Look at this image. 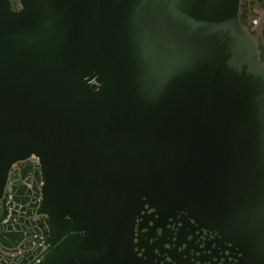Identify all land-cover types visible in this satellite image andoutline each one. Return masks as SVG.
Returning <instances> with one entry per match:
<instances>
[{
  "label": "water",
  "instance_id": "obj_1",
  "mask_svg": "<svg viewBox=\"0 0 264 264\" xmlns=\"http://www.w3.org/2000/svg\"><path fill=\"white\" fill-rule=\"evenodd\" d=\"M240 3L0 0V247L28 228L2 198L35 155L44 243L21 264H264V66ZM167 222L217 252L148 257L142 230Z\"/></svg>",
  "mask_w": 264,
  "mask_h": 264
},
{
  "label": "flooded vegetation",
  "instance_id": "obj_2",
  "mask_svg": "<svg viewBox=\"0 0 264 264\" xmlns=\"http://www.w3.org/2000/svg\"><path fill=\"white\" fill-rule=\"evenodd\" d=\"M13 3L14 6H16L17 0H13ZM239 15L242 26L255 43L260 62L264 66V0H241ZM19 171L18 174H13L12 172L9 174L6 189L2 198L5 200L3 207L8 212L16 214V217H19L20 219L33 215L36 217L38 208H36L37 205L33 203V200L36 196L41 195V189H36L37 182L41 180L39 169L35 168L32 161L27 160L20 164ZM30 173L34 177L32 182L35 189H28L23 183V179H25ZM14 178H18L19 180L14 181ZM11 181H14L15 185L11 195H9L8 186ZM152 220L153 218H151V221H148V224H152ZM27 225L31 226L28 223ZM145 231L146 230L143 229L141 235L143 243L147 247L148 257L156 259V261H160V263L166 262V255L163 253L164 251L170 253L173 257L181 258L183 256H188L189 258H192V249L205 254H207L208 250H212L214 247L213 254H215L218 249L217 245L219 239L216 235L208 230L197 227L191 222L183 223L181 228L178 229H175L174 226L169 225L167 222L164 224V233L161 237H159L160 230H156L155 228L152 229L149 234H146ZM157 246L163 253V255L159 257H156L153 253ZM196 254L194 255L195 257H197ZM166 264H168V262H166Z\"/></svg>",
  "mask_w": 264,
  "mask_h": 264
},
{
  "label": "built area",
  "instance_id": "obj_3",
  "mask_svg": "<svg viewBox=\"0 0 264 264\" xmlns=\"http://www.w3.org/2000/svg\"><path fill=\"white\" fill-rule=\"evenodd\" d=\"M28 160L32 161L35 168L39 169L38 157L32 155ZM21 163L24 162L14 164L10 172H12L13 174H18V172H20L19 169ZM33 178H34L33 175L30 173L25 179H23V183L28 189H35L34 184L32 182ZM14 179H15L14 181L19 180L18 178H14ZM14 181L9 182V186H8L9 195H11L13 187L15 185ZM43 185L44 183L42 182V180H39L36 184V189L40 190L43 187ZM41 200H42L41 195L36 196L35 199L33 200V203L37 205L36 208H38ZM24 219H21L22 223L25 224L28 228L24 232V235L21 241L17 244V246L8 250H4L2 247H0V264H21L20 259H17L18 256H22L24 255V253L28 251H36L43 245L44 243L43 236L38 231V229L34 227V222L36 220L35 215L26 216ZM27 223L30 224L31 226H28ZM40 262H41V258L35 259V263H40Z\"/></svg>",
  "mask_w": 264,
  "mask_h": 264
}]
</instances>
